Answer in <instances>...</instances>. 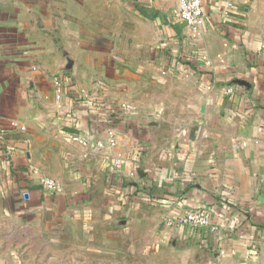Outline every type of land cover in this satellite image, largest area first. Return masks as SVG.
<instances>
[{
  "label": "crops",
  "instance_id": "1",
  "mask_svg": "<svg viewBox=\"0 0 264 264\" xmlns=\"http://www.w3.org/2000/svg\"><path fill=\"white\" fill-rule=\"evenodd\" d=\"M178 4L0 0V131L14 149L0 151V264H70L72 251L107 264L124 232L195 264H264V0H202L199 29L174 20ZM110 128L115 146L98 149ZM201 206L213 231L175 222Z\"/></svg>",
  "mask_w": 264,
  "mask_h": 264
},
{
  "label": "built area",
  "instance_id": "2",
  "mask_svg": "<svg viewBox=\"0 0 264 264\" xmlns=\"http://www.w3.org/2000/svg\"><path fill=\"white\" fill-rule=\"evenodd\" d=\"M172 17L178 22L184 23L187 27L192 29L202 28L205 24V14L203 9L202 0H179L178 6H176L172 12ZM230 92L233 90L230 89ZM5 135L0 131V151L4 153H11L14 149L8 147H2L4 143ZM74 141L79 142L83 145H87L88 142L81 137H74ZM116 131L112 128L107 129L105 132V140H101L96 143L98 149L111 146L114 147L116 144ZM5 150V151H4ZM125 163L123 156L116 157L113 161L115 171H119ZM39 181L44 190L51 193H58L60 187L56 181L50 179L38 172ZM132 176H136V172L132 173ZM180 226H187L193 230L208 229L214 230L212 226V210L209 207L201 206L185 213L175 221Z\"/></svg>",
  "mask_w": 264,
  "mask_h": 264
},
{
  "label": "rangeland",
  "instance_id": "3",
  "mask_svg": "<svg viewBox=\"0 0 264 264\" xmlns=\"http://www.w3.org/2000/svg\"><path fill=\"white\" fill-rule=\"evenodd\" d=\"M124 230L129 228L131 226L129 217L121 219V225ZM119 225H112L111 228L120 227ZM112 235L106 237L107 243L112 244L115 243V236L114 232L111 233ZM132 239V240H131ZM134 237H130V235H126L124 232V235L122 237L123 242V251L122 253H116L113 251V249L107 253H105L104 256H101L102 259L105 261L107 260V264H115V261H118L119 259L123 260V264H195L193 262L194 257H191V254L186 256L185 260L183 261L185 254L180 251V245L175 244L176 246H173L172 243L168 244H161L157 246L154 250H150L148 252L141 251V243H135ZM140 239V238H138ZM96 240H98V237H96ZM74 242V239H67V244L72 245ZM65 242H63L64 245ZM184 247V246H182ZM181 247V248H182ZM133 248V250H131ZM135 248V250H134ZM138 250V251H137ZM98 254V253H97ZM92 254V264H97L99 261L98 255ZM67 255L70 256V264H77L81 263L86 259V253H79V252H67ZM193 256V255H192ZM62 258V252H56L55 253V259L58 263V259ZM80 261V262H79Z\"/></svg>",
  "mask_w": 264,
  "mask_h": 264
}]
</instances>
